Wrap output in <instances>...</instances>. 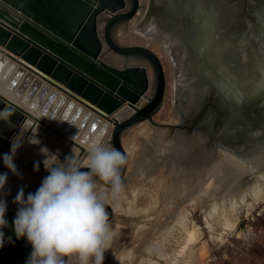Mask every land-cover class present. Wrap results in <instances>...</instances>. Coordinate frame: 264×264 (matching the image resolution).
<instances>
[{
    "label": "water",
    "instance_id": "water-1",
    "mask_svg": "<svg viewBox=\"0 0 264 264\" xmlns=\"http://www.w3.org/2000/svg\"><path fill=\"white\" fill-rule=\"evenodd\" d=\"M152 1L155 2V0ZM128 3L130 7L126 10ZM140 4V0H0L1 69L9 65L10 68H17L19 73L26 71V76L29 75L30 78H35L36 76L34 83L28 89L33 87L36 84L35 82L38 85L46 84L43 88L45 90L53 86L72 97L80 96V101H86L88 104L93 105L94 108H91L96 112L112 114L126 102L133 105L136 104L149 90L150 81L147 68L143 65L129 63L121 66L113 62L111 58L110 62L103 61L101 54L104 48L107 47L116 55L123 56L127 60L144 59L149 63L154 78L152 97L143 107L137 108L125 119L114 122V127L111 131V145L121 151L126 160L127 155L121 141L122 133L136 123L146 119L151 120V116L161 106L165 90L163 66L157 53L142 44H122L118 37L116 40L113 37L112 30L120 25L116 31L117 36L122 26L127 27L129 21L138 12ZM141 22L143 24L146 20L142 19ZM161 35L163 36V34ZM196 41L197 39L194 37L186 38L180 36L178 39H173V42L177 43L185 51L183 63L187 72L186 80L188 79L190 87L191 85L193 86L192 83L196 80V71L193 70L191 64L195 61L193 55L195 54L196 48L194 49V46ZM211 51H213L212 47H209L202 53L206 55L205 59H211ZM229 55L232 56L230 57ZM229 55V62L224 60L220 66L217 65L213 70L211 67L209 73L214 77V74L218 71L219 73L217 72L216 76L220 79L225 78L226 83L224 86L228 88L230 85L229 92L241 94L243 90H237L232 83L227 81L226 75H230V80H233L235 76L246 78L238 76V74L243 73L241 69L243 64H230L233 63L231 62L232 60L235 61L236 56L232 53ZM250 55L252 56L253 54ZM230 58L233 59L231 60ZM237 65L239 68L236 67ZM261 67L263 69L262 77L264 78V66L261 65ZM43 80L45 82L41 83ZM26 85L25 81L20 83L18 87L19 94L21 93V87L24 86L26 88ZM259 87H261L260 84ZM259 87H256V89ZM187 88L186 90L183 89L184 91L181 90V97L185 101L183 105L184 111H181L183 121L192 118L194 113L192 107H197L198 110L201 105V103H198L199 96L196 97L197 93L195 91L192 94V106L189 109L191 114L185 117V108L188 106L186 99L187 97L188 99L191 98ZM207 89L208 87H206L205 92H208ZM34 90L33 87L30 91L34 92ZM52 95L57 96V92L51 90L48 98ZM233 97V100L228 103V114L225 116L222 125H218V127L216 125V129L210 128L211 126L207 130L190 128L188 132V130L182 129L178 124L177 129L182 131L187 138L196 135L202 137L203 146L211 153L216 152L219 146L226 147L228 150L249 153L253 150L252 148L255 147L256 143L264 140V134L261 135L259 133L264 131V104L259 106L254 99V102L250 100L249 104L245 105L240 100L241 98L238 99L234 94ZM68 103L70 106L72 100H69ZM71 106L73 107V103ZM76 108L78 109L79 106ZM0 110H4L5 116L12 114L9 118L10 123L0 121L1 165L3 163V155L9 153L11 149L13 137L19 136L20 129L27 123L26 117L32 118L33 115L18 105V103L1 94ZM234 113L241 116L240 119H244V121L240 122L241 127L235 126L236 123L233 121ZM52 116L53 113L51 114ZM63 119H59V121ZM199 119L204 124L203 111L198 115L197 120ZM72 123H69L67 127L72 126ZM83 126L84 124H79L75 129ZM232 129L234 130L231 131ZM239 143L241 145H236ZM52 155L54 156V153ZM21 156L24 157V161ZM55 159H62V157L55 154ZM14 163L20 173L22 171L23 175L30 176L34 180L35 178L42 180L49 174L44 167V161L35 155L28 154L24 149L17 150ZM45 163L47 164L46 161ZM36 164H39V171L34 170V165ZM263 166L264 160L255 167V172L257 173ZM81 168L82 171H88L86 165H81ZM126 168L127 164L122 169V182L125 181ZM7 169L6 166L2 172L0 169L1 174L5 173ZM28 172L30 175H28ZM95 179L101 184L110 187L103 181H99L98 178ZM16 185L20 187L21 182ZM5 192L8 194L3 199L7 204H11V207H7L5 218L8 221V227L3 229V231L5 240L7 241L8 237H11L13 242L11 244L6 243L0 249V264H25L32 248L26 239H17L15 236L13 220L18 209V205L15 203L16 196L7 188H5ZM107 209L110 219H112L113 209L108 203Z\"/></svg>",
    "mask_w": 264,
    "mask_h": 264
},
{
    "label": "bare ground",
    "instance_id": "bare-ground-1",
    "mask_svg": "<svg viewBox=\"0 0 264 264\" xmlns=\"http://www.w3.org/2000/svg\"><path fill=\"white\" fill-rule=\"evenodd\" d=\"M157 1L160 2V0ZM145 14L146 11L137 13V22L140 18L146 20ZM153 17L148 20V27H146V29L143 28L140 32L135 31L133 33H137L136 38L138 41L136 43L145 46H153L155 52L158 50L166 57L172 68V75H170V90L174 94L179 79L178 69L184 64V57L182 56L184 50H182L183 48L181 49L177 43L173 42V39H178L177 35L161 33L163 34L162 36L158 33L156 29L157 23ZM144 24L145 22L141 25ZM126 28L127 27H121L117 37L120 43L129 45L131 40L128 39L127 34L129 32L132 33V31ZM142 33H148L150 36H146L145 38L142 36ZM217 44L219 43H212V48H218L219 46H217ZM223 48L225 47L223 46ZM222 54H225V59L222 58L223 60H227L230 56L225 52H222ZM241 57L242 60L245 61V58L248 56L244 53V55L241 54ZM112 60L118 64L120 63L118 58L114 57ZM233 62L235 64L234 60ZM236 67L239 68L238 65ZM244 71L249 72L245 65L243 67V73L238 74V76L246 77L244 78L246 81H250L251 79L254 83L257 76L250 77L249 75L251 72L245 75ZM25 73L26 71L19 73L17 68H10L9 65L1 69L0 64V94L18 103V105L32 113L34 119H28L27 123L20 129L19 136L22 139L19 149H24L28 154L35 155L43 161L47 159L46 162L48 165H59L63 163L65 160L63 153L67 155V157L71 156L77 163L87 165L89 159L87 142L99 134L110 136L112 131L111 124L114 125V122L125 119L133 112V109L127 106L126 103L112 114L96 112L92 109L94 108L93 105L88 104L86 101H80V96H76V98L74 96L72 97L53 86H47L49 89L45 90L43 88L46 84L38 85L37 82H35L36 84L33 86L35 89L34 92H31L30 90H32L33 87L30 89L28 88L34 83L36 76L35 78H30V76H26ZM226 76L227 79L230 78V75ZM235 78L238 77L235 76ZM182 79L183 78H181V80ZM24 81L27 87L25 88L22 86L21 93L19 94L18 87L20 83ZM44 82L43 80L41 83ZM236 82L233 81L231 83L238 90L240 88ZM51 90H55L57 96L52 95L48 98ZM145 95L142 98L146 97ZM141 99L134 104L133 107L135 109L140 108L142 105ZM69 100H72L73 107L71 106L72 103L69 106ZM77 106H79L78 109L76 108ZM123 110L126 111L122 112ZM129 110L130 113L128 114ZM121 112L124 114H119ZM52 113L53 116L51 117ZM85 118L87 119L84 120ZM59 119L63 120L59 121ZM180 121L179 117L171 116L168 123L177 124ZM34 123H36L35 126H33ZM69 123H72V126L67 127ZM79 124H84V126L75 129ZM139 125L140 126H138L136 130L129 131L126 137H124L125 139L123 138L122 145L127 155V168L124 177L128 180L132 178L134 174L141 175L153 167L159 169L162 167L159 165L162 163L163 159L169 160L164 166L165 170L162 168V170H160L161 172L157 175L153 174L150 176L152 182L156 181L157 188L163 189L164 191L163 208L165 210H170L172 204H174L175 196L177 194L182 196V191L185 192L186 189H191L187 197L196 199L206 196L209 199H216L219 195L222 197L220 202L223 208L230 205L236 194L240 196L241 200L247 195H250L252 198L257 196L260 189L259 181L263 179L262 175H264V166L257 173L255 172V167L264 160V140L256 143L255 147L252 148L253 150L249 153L227 150L225 147L220 146L217 147L216 152L211 153V151H204L202 137L198 135L193 138H187L182 131L179 130L175 132L176 136H174V142L170 145H156L154 138L156 133L154 131H149L143 124ZM260 133L262 135L264 131H260ZM49 147L55 150L51 151L52 149H50V151H48ZM53 153L54 156L52 155ZM55 153H58L56 155H60L63 160L55 159ZM22 156L21 159L24 161V157ZM23 161H21V163H23ZM4 167L5 165L1 163V172ZM17 170L20 173L18 168ZM5 173L8 175L5 188L11 190L15 196L21 189H23L25 196H27L29 192L34 193L42 181L38 178L34 180L30 176L27 177L22 174V171L20 176L14 175L9 169H7ZM28 175H30V173ZM19 182H21L20 187L16 185H19ZM123 183L126 182L124 181ZM131 195H134V192H132ZM183 196H186V194ZM149 199L150 201L149 204L146 205L145 211L154 209L159 203L155 197L150 196ZM192 202L194 203V200ZM10 205L11 204H7V207H11ZM209 206V210L212 212L216 204L211 202ZM128 211L134 212L132 209ZM204 220L207 221V218L205 217ZM110 223L113 229L112 234H114L116 229H118V224L112 221H110ZM179 225H182V228L186 230V233L184 232L186 235L185 245L188 246L195 241V229L194 227H192L193 229L187 228L184 224ZM206 226H208V222H206ZM176 261L177 260H174V262ZM148 264L157 263L149 262Z\"/></svg>",
    "mask_w": 264,
    "mask_h": 264
},
{
    "label": "rangeland",
    "instance_id": "rangeland-1",
    "mask_svg": "<svg viewBox=\"0 0 264 264\" xmlns=\"http://www.w3.org/2000/svg\"><path fill=\"white\" fill-rule=\"evenodd\" d=\"M140 2L137 13L146 11L149 4V0H140ZM137 13L126 28L132 31L127 34L128 39L131 40L130 44H139L136 43L137 33L133 32H140L148 27L147 23L140 26L142 18L137 22ZM118 28V26L115 27L113 31L115 40ZM145 34L142 33L145 38L150 36L148 33ZM197 44L200 45L199 42ZM147 47L155 51L153 46L148 45ZM204 49L203 47L202 50ZM216 50L219 49L216 48ZM156 53L162 63L165 77L163 101L160 108L151 116V120L146 119L124 130L121 135L122 142L129 131H134L140 126L139 124H143L149 131L156 133L154 137L156 145L161 142L160 144L167 146L174 142L175 132L178 131L177 126L183 124L168 123L171 116L178 118L179 110L175 111L178 100L174 101L173 92L170 90L172 68L160 51L156 50ZM211 55L210 61L220 66L224 54L220 51H211ZM114 57L119 59V64L112 60L117 65L138 63L147 68L150 86L146 97L141 99L140 108L143 107L154 91L153 72L149 63L144 59L127 60L105 47L101 59L110 62ZM178 72L180 73V68ZM178 97L176 99L180 98ZM126 104L133 109V112L136 110L133 104L128 102ZM124 111L126 110L122 112ZM122 112L119 114H124ZM28 119L30 117H26V121ZM113 127L114 125L111 124V130ZM104 140L112 146L111 134L104 136ZM64 158H67V155H64ZM162 168L165 170L164 166L159 169L153 167L141 175L134 174L132 178L125 179L123 190L117 196L112 194L111 187L98 182L97 192L106 198L113 209V217L110 221L118 224V229L112 234L108 244V250L104 253L103 264H148L149 262L157 264H264V175L259 181L260 189L255 198L247 195L241 200L236 194L230 205L223 208L220 202L222 197L219 195L216 199H209L207 196L196 199L187 197L191 189H186L185 192L182 191V196L180 194L175 196L174 204L167 211L163 208L165 196L163 189L157 188L156 181L150 180V176L157 175ZM132 192L134 195H131ZM184 194L186 196H183ZM150 196L157 198L159 203L154 209L145 211ZM211 202L216 204L212 212L209 210ZM129 209L134 212L128 211ZM205 217L207 221L204 220ZM179 224L195 229V241L188 246L185 245L186 230ZM174 260L177 261L174 262ZM67 261L68 264H76L73 258H67Z\"/></svg>",
    "mask_w": 264,
    "mask_h": 264
},
{
    "label": "clouds",
    "instance_id": "clouds-1",
    "mask_svg": "<svg viewBox=\"0 0 264 264\" xmlns=\"http://www.w3.org/2000/svg\"><path fill=\"white\" fill-rule=\"evenodd\" d=\"M11 115L5 116L4 110H0V121L10 123ZM21 139L13 137L10 153L2 158L3 164L17 176L20 173L14 158ZM87 143L88 171H82L71 156L55 166L46 164V159L44 167L49 174L38 189L27 196L21 189L16 195L15 236L26 239L32 248L25 264H68L66 258H73L76 264H103L113 229L108 202L97 192L95 178L110 185L114 196L119 195L123 190L122 169L127 160L121 151L105 142L103 134ZM34 170L39 171V164L34 165ZM7 179V173L0 174V249L13 242L11 237L5 240L3 231L8 227L7 203L3 199L8 194L5 192Z\"/></svg>",
    "mask_w": 264,
    "mask_h": 264
},
{
    "label": "flooded vegetation",
    "instance_id": "flooded-vegetation-1",
    "mask_svg": "<svg viewBox=\"0 0 264 264\" xmlns=\"http://www.w3.org/2000/svg\"><path fill=\"white\" fill-rule=\"evenodd\" d=\"M149 3L145 14V23L154 16L153 18L157 26L159 25L158 27L156 26L158 33L174 34L175 36L186 38L194 37L197 39L194 46V49L196 48L195 54L193 55L195 61L191 63L193 70L196 71V80L193 81V86L191 85L190 87L188 79L186 80L185 78L187 72L185 64H183L180 67L178 84L173 94L174 101L178 97V93L180 97L176 99L178 101L175 111L179 110V114L177 115L181 121L177 124L183 123L181 128H184L186 131L188 130V132L190 128L194 130H207L211 126L210 128L216 129V125L217 127L218 125H222L225 116L228 114V103L231 102L230 100H233V94L238 99L241 98L240 100L245 105L249 104L250 100L251 102L256 100L259 106L264 104V78L262 77L263 69L261 67V65L264 66V0H160V2L149 0ZM129 7L128 3L126 10ZM113 31L114 29L112 33ZM216 42L219 43L217 44L219 50H216V47L212 48L213 51L235 54V63L243 64V67L245 65L247 70L251 72L250 77L257 76L254 83L250 78V81H246L244 78H234L236 80L227 79L230 83L237 81L238 87L243 90L241 94L229 92L230 85L228 88L224 86L226 83L225 78H218L216 76L218 71L214 74V77L209 73V69L212 67L213 70L216 67V63L211 62L210 58L209 60L205 59L206 55L202 53H204L206 48L212 47V43ZM203 47L205 48L204 50H202ZM183 52L182 56L184 57L185 51ZM244 53L248 56L245 58V61L241 57V54L244 55ZM250 54L253 55L251 56ZM230 64H234V62ZM230 64L229 66L231 67ZM243 67L241 68L242 71ZM249 72L244 71L245 75H248ZM181 78L183 79L181 80ZM259 84L261 87H259ZM206 87H208V92H205ZM256 87L259 88L256 89ZM186 88L191 94V98L188 99L187 97L186 99L188 106L185 108V117L191 114L189 109L192 106V94L195 91L197 93L196 97L199 96L198 103H201V105L198 110L197 107H192V111L194 112L192 118L183 121L181 111H184L183 105L185 101L181 97V90H186ZM226 93H230L232 99H228ZM202 111L205 117L204 124L201 123V119L197 120L198 115ZM233 116V121L236 123L235 126L241 127L240 122L244 121V119H240L241 116H238L237 113H234ZM159 145L163 146L162 144ZM236 145H241V143ZM204 151L207 152L209 150L204 147ZM168 161L167 159H163L159 166H165Z\"/></svg>",
    "mask_w": 264,
    "mask_h": 264
},
{
    "label": "snow or ice",
    "instance_id": "snow-or-ice-1",
    "mask_svg": "<svg viewBox=\"0 0 264 264\" xmlns=\"http://www.w3.org/2000/svg\"><path fill=\"white\" fill-rule=\"evenodd\" d=\"M228 99H232V95L230 93H226Z\"/></svg>",
    "mask_w": 264,
    "mask_h": 264
},
{
    "label": "crops",
    "instance_id": "crops-1",
    "mask_svg": "<svg viewBox=\"0 0 264 264\" xmlns=\"http://www.w3.org/2000/svg\"><path fill=\"white\" fill-rule=\"evenodd\" d=\"M50 149H52L51 151H54V150H55L54 148H50V147H49V150H48V151H50ZM57 154H58V153H57ZM64 155H65V154L63 153V157H64ZM57 156H58V155H57Z\"/></svg>",
    "mask_w": 264,
    "mask_h": 264
}]
</instances>
